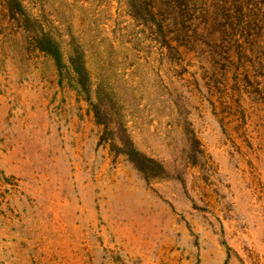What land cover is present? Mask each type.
<instances>
[{
	"label": "rangeland",
	"instance_id": "1",
	"mask_svg": "<svg viewBox=\"0 0 264 264\" xmlns=\"http://www.w3.org/2000/svg\"><path fill=\"white\" fill-rule=\"evenodd\" d=\"M0 264H264V0H0Z\"/></svg>",
	"mask_w": 264,
	"mask_h": 264
},
{
	"label": "trees",
	"instance_id": "2",
	"mask_svg": "<svg viewBox=\"0 0 264 264\" xmlns=\"http://www.w3.org/2000/svg\"><path fill=\"white\" fill-rule=\"evenodd\" d=\"M136 151V150H135ZM136 157H138L139 162L137 163L138 167H145L146 165H148L149 163L155 164L156 162L154 161V159L150 158V157H145L140 155L139 153L136 155ZM151 167V166H148Z\"/></svg>",
	"mask_w": 264,
	"mask_h": 264
}]
</instances>
